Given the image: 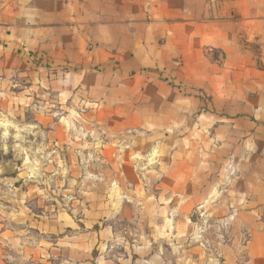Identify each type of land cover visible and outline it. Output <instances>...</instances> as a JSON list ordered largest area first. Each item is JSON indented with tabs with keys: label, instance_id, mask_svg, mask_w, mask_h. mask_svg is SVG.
<instances>
[{
	"label": "crops",
	"instance_id": "obj_1",
	"mask_svg": "<svg viewBox=\"0 0 264 264\" xmlns=\"http://www.w3.org/2000/svg\"><path fill=\"white\" fill-rule=\"evenodd\" d=\"M12 88L141 119L151 151L170 144L175 181L196 180L188 167H264V0H0L1 101ZM236 194L257 214L264 174ZM251 229L246 264H264V227ZM12 233L0 219V264L23 262L9 260ZM58 257L43 264H121Z\"/></svg>",
	"mask_w": 264,
	"mask_h": 264
},
{
	"label": "rangeland",
	"instance_id": "obj_2",
	"mask_svg": "<svg viewBox=\"0 0 264 264\" xmlns=\"http://www.w3.org/2000/svg\"><path fill=\"white\" fill-rule=\"evenodd\" d=\"M11 92L0 99V219L16 238L11 263L99 254L121 264L247 263L264 208L246 214L236 193L264 167H229L226 175L213 166L210 177L188 167L196 180L185 173L189 181H175L183 172L170 167V144L151 151L157 143L143 135L141 119L111 115L119 107Z\"/></svg>",
	"mask_w": 264,
	"mask_h": 264
}]
</instances>
